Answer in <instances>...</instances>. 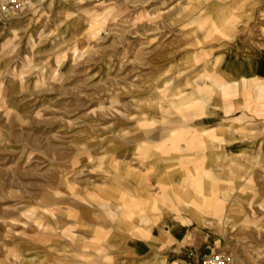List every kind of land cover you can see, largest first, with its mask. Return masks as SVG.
Returning <instances> with one entry per match:
<instances>
[{"label": "rangeland", "instance_id": "1", "mask_svg": "<svg viewBox=\"0 0 264 264\" xmlns=\"http://www.w3.org/2000/svg\"><path fill=\"white\" fill-rule=\"evenodd\" d=\"M258 63L264 0L0 7V264H264Z\"/></svg>", "mask_w": 264, "mask_h": 264}, {"label": "built area", "instance_id": "2", "mask_svg": "<svg viewBox=\"0 0 264 264\" xmlns=\"http://www.w3.org/2000/svg\"><path fill=\"white\" fill-rule=\"evenodd\" d=\"M30 0H0V7L4 12L22 10ZM193 264H228L225 252L215 251L204 257L202 261H196Z\"/></svg>", "mask_w": 264, "mask_h": 264}, {"label": "crops", "instance_id": "3", "mask_svg": "<svg viewBox=\"0 0 264 264\" xmlns=\"http://www.w3.org/2000/svg\"><path fill=\"white\" fill-rule=\"evenodd\" d=\"M254 65V64H253ZM255 66V65H254ZM253 66V67H254ZM243 72H245V71H243ZM255 74L256 75H258V76H262V77H264V64L262 63L261 65H259V63L256 65V67H255ZM118 164H120V163H117V165ZM197 207H199V205H198V203H196V202H193ZM197 207H196V209H197ZM210 223V222H209ZM208 223V224H209ZM211 224V223H210ZM207 225V224H206ZM182 228H176L175 230H174V234L178 237L179 235L178 234H180V232L182 231L181 230ZM137 244H138V246L139 247H141V248H145V246L147 245V243L145 242V243H143V244H141L140 242H137ZM138 246H134L133 247V249L135 250V252H137V253H139V249H138Z\"/></svg>", "mask_w": 264, "mask_h": 264}]
</instances>
